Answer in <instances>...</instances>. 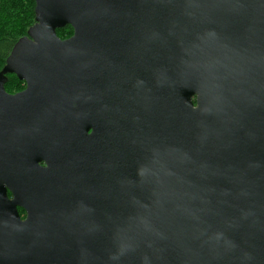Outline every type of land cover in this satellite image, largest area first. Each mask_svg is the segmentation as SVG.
<instances>
[{
    "label": "water",
    "instance_id": "1",
    "mask_svg": "<svg viewBox=\"0 0 264 264\" xmlns=\"http://www.w3.org/2000/svg\"><path fill=\"white\" fill-rule=\"evenodd\" d=\"M34 2L0 264H264V0Z\"/></svg>",
    "mask_w": 264,
    "mask_h": 264
},
{
    "label": "trees",
    "instance_id": "2",
    "mask_svg": "<svg viewBox=\"0 0 264 264\" xmlns=\"http://www.w3.org/2000/svg\"><path fill=\"white\" fill-rule=\"evenodd\" d=\"M1 1L2 3L0 4V61L3 63L2 65L4 66L5 60L8 57L15 43L19 39L27 35L28 29L35 22V2L34 0H30L31 3L29 8L23 11V7H21L22 4L20 3L11 1L10 4H8V9H6L3 0ZM72 32V28L66 26L62 29H58L56 31V35L60 39H66L72 35ZM62 33H66L67 36H61ZM11 81H15L16 85L21 83L24 84L22 81H19L14 75H7V81L5 83V86ZM18 91H20V89ZM18 212L20 215H24V211L22 209H18Z\"/></svg>",
    "mask_w": 264,
    "mask_h": 264
},
{
    "label": "rangeland",
    "instance_id": "3",
    "mask_svg": "<svg viewBox=\"0 0 264 264\" xmlns=\"http://www.w3.org/2000/svg\"><path fill=\"white\" fill-rule=\"evenodd\" d=\"M11 1L22 4L21 7H23V11L28 9L30 6V3H31L30 0H3L6 9H8V4H10ZM1 3H2V1L0 0V4ZM4 5H2V6H4ZM61 36H67V34L62 33ZM2 64L3 63L0 61V70L3 67ZM23 87H24V84L21 83V84L16 85L15 81H11V82L7 83V85L5 86V90L8 93H14V92H17L19 89L21 90Z\"/></svg>",
    "mask_w": 264,
    "mask_h": 264
},
{
    "label": "flooded vegetation",
    "instance_id": "4",
    "mask_svg": "<svg viewBox=\"0 0 264 264\" xmlns=\"http://www.w3.org/2000/svg\"><path fill=\"white\" fill-rule=\"evenodd\" d=\"M72 33H73V32H72ZM71 36H72V35H71ZM71 36H70V37H71ZM68 38H69V37H68ZM66 39H67V38H66ZM61 40H65V39H61ZM23 83H24V82H23ZM4 87H5V85H4ZM24 87H25V84H24ZM24 87H23V89H24ZM4 89H5V88H4ZM23 89H22V90H23ZM22 90H20V91H22ZM20 91H17V92H14V93H8V92H6V91H5V92L8 93L9 95H12V94L18 93V92H20ZM8 194L10 195V193H8ZM9 195H8V196H9ZM9 197H10V196H9ZM18 209H21V208H18Z\"/></svg>",
    "mask_w": 264,
    "mask_h": 264
}]
</instances>
